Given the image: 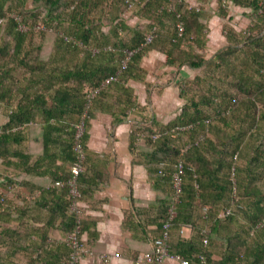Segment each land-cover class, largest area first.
I'll list each match as a JSON object with an SVG mask.
<instances>
[{
  "label": "trees",
  "instance_id": "1",
  "mask_svg": "<svg viewBox=\"0 0 264 264\" xmlns=\"http://www.w3.org/2000/svg\"><path fill=\"white\" fill-rule=\"evenodd\" d=\"M217 4L218 16L227 14L229 4L247 10L249 23L239 29L225 22L224 42L209 46L212 14L189 0H0V264H67V238L77 216L83 244L94 239L83 208L79 215L69 209L67 185L54 182L71 176L74 124L85 111L87 89L112 75L117 78L86 112L80 204L105 178L87 165L91 119L108 111L117 120L132 109L137 118L130 142L136 148L137 136L145 134L139 150L161 196L149 210L127 213L124 223L153 222L156 228L146 230L152 248L167 222L169 253L188 264H264V0ZM12 13L27 30L17 28ZM38 23L43 27L34 28ZM127 50L134 51L122 67ZM153 50L175 72L184 65L201 69L177 83L183 103L166 123L135 110L127 84H155L160 93L174 81V72L146 81L141 60ZM175 126H184L176 136L150 137ZM180 159L181 190L176 214L168 219ZM8 191L19 192L14 198ZM226 207L230 212L222 214ZM186 226L188 236L182 232Z\"/></svg>",
  "mask_w": 264,
  "mask_h": 264
},
{
  "label": "crops",
  "instance_id": "2",
  "mask_svg": "<svg viewBox=\"0 0 264 264\" xmlns=\"http://www.w3.org/2000/svg\"><path fill=\"white\" fill-rule=\"evenodd\" d=\"M162 59V53L153 50L141 60V66L147 70L146 81L154 80V74L167 73L171 77L170 73H175L174 81L164 86L160 93H157L159 87L155 84L148 89L144 82L138 80L129 79L127 84L133 87L135 110L151 121L166 123L176 116L183 103L177 83L184 78H194L196 72L185 65L175 72L173 68L163 66ZM127 112L126 117L117 120H114L112 112H97L87 130V165L104 174L105 178L88 199L81 200L83 218L96 235L87 242L88 231L83 232L82 238L91 253L81 255L79 264H135L133 253L151 249L146 236L156 228L153 222L143 227H136L132 222L129 226L124 223L127 213L135 214L143 208L149 210L159 203L161 196L148 173L146 153L139 150L143 137L135 141L136 148L131 145L130 131L137 117H134V110ZM22 191L28 193L24 189ZM182 232L188 236L190 227H184ZM116 252L119 254L115 255ZM100 254H106L108 259L103 260ZM147 264H178V260L168 255Z\"/></svg>",
  "mask_w": 264,
  "mask_h": 264
},
{
  "label": "built area",
  "instance_id": "3",
  "mask_svg": "<svg viewBox=\"0 0 264 264\" xmlns=\"http://www.w3.org/2000/svg\"><path fill=\"white\" fill-rule=\"evenodd\" d=\"M11 16L14 18L15 22L17 23V28L19 30H27L28 26L22 21V18L15 13H12ZM3 18L0 17V20ZM43 27L41 24H36L34 28H40ZM179 29L182 30V26L179 25ZM151 37L150 34H147V39ZM94 51L96 49H93ZM134 50H127L126 51V56L122 60L121 66L125 67L127 60L130 58ZM118 73V72H117ZM117 78V75H112L107 78H105L98 86L88 88L87 89V96H86V103H85V111L81 118L78 120L76 124H74L75 127V140H74V150L76 152V161L71 165L70 171H71V176L67 180H56L54 182V185L56 186H63L67 185L69 193L71 195V204L69 209L71 211H74L77 215L81 213V210L83 206L80 204L79 197L81 196V192L79 190V186L77 183V176L78 174L83 170L84 167V161H85V151L83 144L81 143V136L83 135L85 131V117H86V112L89 108L91 99L100 92L102 88H105L112 80H115ZM184 126H175L171 129H164L163 131H158L155 133L150 134V137L152 139L157 138L161 134H168L171 133L172 136H176L177 131L183 129ZM144 133H140L137 136V140L139 138L144 137ZM184 171V165L183 161L180 159L177 164V168L173 173V187H174V194H173V200L172 203L168 209L169 212V217L168 219H172L175 214H176V203L178 201V196L181 190V174ZM232 180L234 182V189H233V195L232 197L236 200H238V197L236 195V188H235V179L232 177ZM230 212V207H226L223 209L222 214H228ZM77 225L75 228L70 232L67 238V243L71 247V251L69 253V256L67 258V264H79V258L81 255L91 253V250L88 248V246L84 245L81 238L78 237V234L80 232V217L77 216L76 218ZM168 239H169V231H168V224L167 222L163 224V231L159 237H157L154 240L153 246L150 250L142 251L136 254L133 257V262L135 264H147L151 263L153 261H160L163 257L168 256V255H173L175 258L178 260V264H188V260L186 258H181L177 255L170 254L169 253V244H168ZM204 242H207V239H204ZM119 253L116 252L115 255H118ZM100 258L103 260H107L108 256L106 254H100ZM202 261L204 260L203 257Z\"/></svg>",
  "mask_w": 264,
  "mask_h": 264
},
{
  "label": "rangeland",
  "instance_id": "4",
  "mask_svg": "<svg viewBox=\"0 0 264 264\" xmlns=\"http://www.w3.org/2000/svg\"><path fill=\"white\" fill-rule=\"evenodd\" d=\"M189 2H191V4H194L196 6H204L207 7L209 9V12L212 14V16L210 17V20L208 21L209 27H210V31H209V46H217L220 45L222 42H224V38L222 35V31H223V24L226 22L231 23L233 25H236L237 28L239 29H244L246 27V25L249 23V18L247 15H245V12L247 10L239 7V6H235L233 4H229L226 8L227 14L225 16H218V4H217V0H201V1H197V0H189ZM128 14H131L130 10L128 9ZM129 20L133 21L135 20V17L133 16H129L128 17ZM212 41V42H211ZM195 72L201 73V69H195ZM197 85L194 83V87H196ZM19 191L17 192H13V191H8L7 193H9V195L11 197H17ZM19 196V195H18Z\"/></svg>",
  "mask_w": 264,
  "mask_h": 264
}]
</instances>
